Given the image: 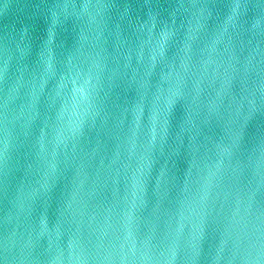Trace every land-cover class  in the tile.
Wrapping results in <instances>:
<instances>
[{
  "label": "water",
  "instance_id": "1",
  "mask_svg": "<svg viewBox=\"0 0 264 264\" xmlns=\"http://www.w3.org/2000/svg\"><path fill=\"white\" fill-rule=\"evenodd\" d=\"M0 264H264V0H0Z\"/></svg>",
  "mask_w": 264,
  "mask_h": 264
}]
</instances>
